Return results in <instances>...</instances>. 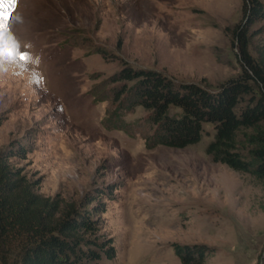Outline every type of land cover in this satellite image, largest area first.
<instances>
[{
	"label": "rangeland",
	"instance_id": "374dc122",
	"mask_svg": "<svg viewBox=\"0 0 264 264\" xmlns=\"http://www.w3.org/2000/svg\"><path fill=\"white\" fill-rule=\"evenodd\" d=\"M241 4L17 0L0 33V152L37 192L62 202L95 210L90 198L104 190L97 228L116 254L101 264H184L174 241L214 246L202 264H264V179L211 159L210 123L195 144L149 147L141 105L124 111L127 131L106 119L116 105L109 77L122 59L212 88L239 73L226 27ZM92 90L108 99L95 102ZM18 249L7 248L4 264H19Z\"/></svg>",
	"mask_w": 264,
	"mask_h": 264
},
{
	"label": "trees",
	"instance_id": "16d2710c",
	"mask_svg": "<svg viewBox=\"0 0 264 264\" xmlns=\"http://www.w3.org/2000/svg\"><path fill=\"white\" fill-rule=\"evenodd\" d=\"M241 17L226 27L240 72L215 88L196 81H178L151 67L133 66L122 59L109 81L116 103L106 116L110 126L128 130L124 111L141 105L148 111L152 131L149 147L161 144L185 147L200 141L204 123L213 134L205 145L212 160L264 179V0H241ZM104 54L103 50H101ZM105 55V54H104ZM104 89V88H103ZM95 102L108 95L92 90ZM97 192L91 201L102 204ZM80 208L37 192L19 168H13L0 152V261L15 245L19 264H101L116 254L112 236L98 232L96 211ZM184 264H202L215 247L202 242H172Z\"/></svg>",
	"mask_w": 264,
	"mask_h": 264
},
{
	"label": "snow or ice",
	"instance_id": "6c2138e0",
	"mask_svg": "<svg viewBox=\"0 0 264 264\" xmlns=\"http://www.w3.org/2000/svg\"><path fill=\"white\" fill-rule=\"evenodd\" d=\"M17 0H0V33L9 31V22L14 19L11 13L14 11ZM19 59L26 61V54H21Z\"/></svg>",
	"mask_w": 264,
	"mask_h": 264
}]
</instances>
